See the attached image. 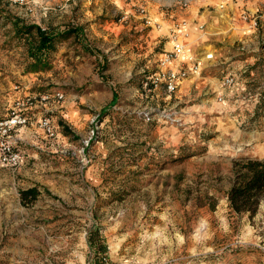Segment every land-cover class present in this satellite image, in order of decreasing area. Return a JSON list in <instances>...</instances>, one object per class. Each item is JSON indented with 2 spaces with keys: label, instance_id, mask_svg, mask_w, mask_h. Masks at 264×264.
<instances>
[{
  "label": "rangeland",
  "instance_id": "374dc122",
  "mask_svg": "<svg viewBox=\"0 0 264 264\" xmlns=\"http://www.w3.org/2000/svg\"><path fill=\"white\" fill-rule=\"evenodd\" d=\"M0 10V120L37 100L24 111L33 126L11 131L21 161H0V264H264V204L250 219L226 196L234 161L264 157V0H0ZM15 20L81 30L32 72ZM176 27L187 33L180 64L212 57L169 93L150 80ZM31 186L35 199L21 202ZM95 231L104 253L89 244Z\"/></svg>",
  "mask_w": 264,
  "mask_h": 264
},
{
  "label": "trees",
  "instance_id": "16d2710c",
  "mask_svg": "<svg viewBox=\"0 0 264 264\" xmlns=\"http://www.w3.org/2000/svg\"><path fill=\"white\" fill-rule=\"evenodd\" d=\"M0 10V17H2ZM17 36L24 37L29 57L28 71H39L51 66L52 54L57 45L69 37H77L81 29L67 27L62 30L42 28L38 24H28L21 20L13 22ZM63 131L69 134L66 126ZM233 180L227 191V203L232 212L253 218L261 204H264V157H242L234 161ZM38 194L35 186L20 191L21 202L35 199ZM89 244L95 246L99 254L106 252L105 245L97 231L90 233Z\"/></svg>",
  "mask_w": 264,
  "mask_h": 264
},
{
  "label": "built area",
  "instance_id": "2783aa9c",
  "mask_svg": "<svg viewBox=\"0 0 264 264\" xmlns=\"http://www.w3.org/2000/svg\"><path fill=\"white\" fill-rule=\"evenodd\" d=\"M253 22H255V18ZM181 25L184 26L186 24L183 22ZM181 29V27H176L174 30H171L170 38L173 42L172 48L164 51L161 58V65L163 68L155 73V76H151L150 80L152 86H163L169 93L175 91L177 85L189 75H199L204 67V58L209 59L212 57V54L207 53L205 57H200V59L189 58L190 61L192 60L191 63L180 64L177 58L185 51V45L180 41V37H185L187 35V33L183 32ZM224 81L228 84L232 83L233 76L228 74ZM147 84L148 81H145L144 85L146 86ZM39 99L40 101H43L45 96H41ZM36 101L37 100H34V97L32 96H27L19 100L17 102L19 111L14 112L9 118L0 120V161L3 164L16 166L21 161V153L14 148L11 131L19 126H24L28 122V117L24 111L32 109L34 102ZM40 125L48 134H53V129L49 120H42ZM102 259L105 260V257H102ZM87 264H91V261L89 260Z\"/></svg>",
  "mask_w": 264,
  "mask_h": 264
},
{
  "label": "crops",
  "instance_id": "0c3cea01",
  "mask_svg": "<svg viewBox=\"0 0 264 264\" xmlns=\"http://www.w3.org/2000/svg\"><path fill=\"white\" fill-rule=\"evenodd\" d=\"M173 23V22H172ZM166 37V36H165ZM182 82V81H181ZM27 114H32V116L31 115H29V124H31L32 126H33V124H32V118H33V112H28ZM18 137V136H17ZM32 185H34V184H32ZM31 187H33V186H31ZM27 189V188H26ZM22 230H24V231H26V230H28V229H20L19 231H22ZM36 230H38V229H36ZM23 241H25V239H23Z\"/></svg>",
  "mask_w": 264,
  "mask_h": 264
}]
</instances>
